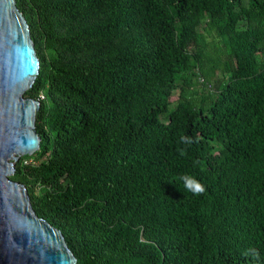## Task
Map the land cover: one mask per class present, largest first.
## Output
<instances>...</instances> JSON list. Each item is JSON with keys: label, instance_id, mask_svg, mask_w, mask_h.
I'll list each match as a JSON object with an SVG mask.
<instances>
[{"label": "trees", "instance_id": "trees-1", "mask_svg": "<svg viewBox=\"0 0 264 264\" xmlns=\"http://www.w3.org/2000/svg\"><path fill=\"white\" fill-rule=\"evenodd\" d=\"M17 1L41 147L12 179L78 264H264V0Z\"/></svg>", "mask_w": 264, "mask_h": 264}, {"label": "water", "instance_id": "water-1", "mask_svg": "<svg viewBox=\"0 0 264 264\" xmlns=\"http://www.w3.org/2000/svg\"><path fill=\"white\" fill-rule=\"evenodd\" d=\"M17 3L0 0V264H78L62 230L37 216L27 189L12 179L17 162L41 147V104L26 98L40 59Z\"/></svg>", "mask_w": 264, "mask_h": 264}, {"label": "clouds", "instance_id": "clouds-1", "mask_svg": "<svg viewBox=\"0 0 264 264\" xmlns=\"http://www.w3.org/2000/svg\"><path fill=\"white\" fill-rule=\"evenodd\" d=\"M180 142L190 145L191 143H193V139L188 136H181ZM181 154H183V151L181 152ZM179 179L183 181L184 188L194 195H200L206 191L205 185L194 175L185 174Z\"/></svg>", "mask_w": 264, "mask_h": 264}, {"label": "rangeland", "instance_id": "rangeland-1", "mask_svg": "<svg viewBox=\"0 0 264 264\" xmlns=\"http://www.w3.org/2000/svg\"><path fill=\"white\" fill-rule=\"evenodd\" d=\"M196 90L197 91H202L203 90L202 81H201L200 86L198 85V87L196 88Z\"/></svg>", "mask_w": 264, "mask_h": 264}]
</instances>
